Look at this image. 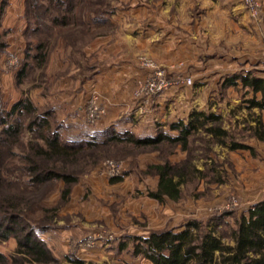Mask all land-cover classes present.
Returning a JSON list of instances; mask_svg holds the SVG:
<instances>
[{
  "label": "rangeland",
  "instance_id": "obj_1",
  "mask_svg": "<svg viewBox=\"0 0 264 264\" xmlns=\"http://www.w3.org/2000/svg\"><path fill=\"white\" fill-rule=\"evenodd\" d=\"M5 1L0 33L7 48L0 56V89L6 109L28 98L39 110L54 109L70 135L113 129L145 136L141 134L146 127L144 121L160 116L156 107L158 100L165 97L167 103L176 104L177 115L186 112L187 107L192 112L219 115L223 129L229 132L226 145H221L198 128L185 151L180 144H161L159 150L129 144L109 146L99 151L96 164L89 159L79 164L80 177L62 201V183L50 185L48 194L34 192L27 183L26 158L34 157L42 143L27 130V119L21 116L18 136L0 150V191L16 193L22 199L37 195L36 206L27 211L24 208V215L34 221H40L45 210L55 212V227L41 237L58 264H69L68 256L85 264H151L131 255L132 238L146 236L152 230L178 229L189 220L203 221L214 213L246 215L253 205L264 202V137L259 139L254 134V119H260V115L244 105L250 95L243 97L240 89L226 91L219 85L221 77L233 72L254 73L261 67L255 61L264 58V40L258 42L253 31H239L238 21L229 17L223 20L222 13L206 17L200 0H75V16L68 15V21L52 26L49 35H44L31 32L34 23L30 24L31 14L26 16L25 0ZM225 1L228 5L234 3L235 12H246L242 16L247 14L249 27L250 23L264 21L260 0H255L262 7L258 18H252L239 0ZM98 12L103 14L94 21ZM237 16L242 18L240 13ZM207 21L211 24L208 30L203 28ZM162 22L179 29V45L173 40L168 48L165 46V54L149 55V42H143V36L146 32L159 33L157 25ZM194 31L198 36L196 44L190 42ZM222 34L227 36L225 40L220 38ZM163 35L165 43L167 37L173 38L166 30ZM38 43L44 45L42 62L32 58L38 53ZM176 48L178 55L174 56ZM27 50L29 65L25 73L16 77ZM258 61L264 68L262 60ZM158 72L162 77L156 80L154 74ZM96 78L100 83L90 87ZM156 81L167 83L164 91L147 93ZM174 81L179 83L171 85ZM93 98L105 114L97 123L87 124L76 113ZM104 102L120 103L108 127ZM166 109L165 119L170 115ZM124 122L130 126L121 128ZM208 126L209 123L204 128ZM231 139L248 148L230 150ZM185 160H190L196 173L181 186L179 201L151 198L149 193L156 189L157 177L148 173V167ZM110 163L115 165L112 170ZM231 216L227 219L232 220ZM87 241L92 242V248L83 247ZM15 250L12 238L0 241V252L7 258Z\"/></svg>",
  "mask_w": 264,
  "mask_h": 264
},
{
  "label": "trees",
  "instance_id": "obj_2",
  "mask_svg": "<svg viewBox=\"0 0 264 264\" xmlns=\"http://www.w3.org/2000/svg\"><path fill=\"white\" fill-rule=\"evenodd\" d=\"M25 4L26 16L31 14L30 24L34 23L32 33L49 35L52 26L62 25L68 21L70 14L75 16V0H25ZM5 6L6 1L0 0V19ZM102 14L95 13L94 21H99ZM6 48L7 42L0 33V56ZM35 48L38 53L32 58L42 62L45 56L43 43H38ZM28 54L27 50L24 59L20 61L21 67L16 77L25 73L29 65ZM219 85L224 90L240 85L244 90L243 97L250 95L245 99L247 110L255 107L260 113L264 112V78L251 72H237L221 77ZM257 94H260L259 98ZM21 116L27 119V130L42 143L38 145L34 157L26 158L24 172L27 183L34 192L45 194L52 190L50 185L53 183H62V201L68 196L71 185L80 177L77 169L79 164L87 159L93 165L96 164L100 158L97 155L99 151L109 146L129 144L134 148L151 147L159 150L161 144H180L185 151L189 138L198 128H203L205 133L217 139L221 145H226L225 140L229 137V132L222 127L220 116L204 112H193L188 121L170 124L169 128L176 131V135L159 130L154 135L137 136L129 131L117 132L113 129L96 130L93 133L81 131L70 135L66 124L57 119L54 109L39 110L28 98L6 109L0 89V150L18 136ZM254 121L257 126L254 134L263 139L264 127L259 116ZM208 123L209 126L204 128ZM246 148V145L233 139L229 143L230 150ZM148 173L157 177L156 189L149 193L151 198L159 202L165 199L178 202L181 186L190 180L196 169L190 160L177 164L165 161L150 165ZM35 198V194L22 199L16 193L0 191V241L12 238L16 243V250L9 258L0 252V264H58L52 249L41 237L42 233L55 227L52 223L55 212L43 211L44 216L40 221L24 215V208L27 211L36 206ZM230 216V211L214 213L203 221L189 220L178 229L152 230L146 236L134 237L131 255L141 257L151 264H264V202L253 205L246 215L231 216L232 220H228ZM66 259L69 264H85L71 256Z\"/></svg>",
  "mask_w": 264,
  "mask_h": 264
},
{
  "label": "crops",
  "instance_id": "obj_3",
  "mask_svg": "<svg viewBox=\"0 0 264 264\" xmlns=\"http://www.w3.org/2000/svg\"><path fill=\"white\" fill-rule=\"evenodd\" d=\"M200 1L203 2L204 11H205L203 13L206 14V17H209L210 14H216V13L220 14V13H222L223 14V20H227L228 17H229V19L231 21H238V23H236L237 24L236 25V29H238L239 31H243V30L245 31L246 30V31H249L250 33L253 31L254 34L256 35V38H257L258 42L260 41L262 43V41L264 40L263 32H262V30H264V21L261 24H257L258 26L255 25L254 23H250V27H249L247 14L242 16V14L246 13V12H244V11L235 12L234 11V7H233L234 3H231V5H228L227 1H225V0H222V1H220V0H200ZM260 1L262 2L263 6H264V0H260ZM235 5H237V4H235ZM238 7L244 8L241 4ZM237 13H240L242 18H239L237 16ZM159 24L157 25V27L158 26L160 27V32L159 33L158 32L157 33H155V32L154 33L146 32L144 34V36H143L145 38V40L143 42H145V43L149 42L148 50H147L149 55L152 54L154 56H159V54H163V53L165 54V52H163L165 50L164 49L165 46L168 48L170 42H173V40H174V42L176 43L177 46L179 45V41H178V37H179L178 34L179 33L176 31V30H179V29H176L177 27L176 28L174 27L176 29V30H174V29L169 28L168 26L166 27V24H164L163 22L160 25ZM210 26H211L210 22L207 21V24H205L203 28L208 30V27H210ZM195 29L197 30L198 28H195ZM156 30L157 29H155V31ZM165 30L171 37H173V38H170L171 40H169L168 37H167L168 41L166 43H165L166 39L164 38V37H166V35H163V32H165ZM223 32H225V29L223 30ZM190 37L193 38L192 40H190V42L192 44H196L195 41H197V39H198L196 31H194V35H191ZM212 38L213 37L210 34L207 37L209 42L212 41ZM220 38L222 40H225L227 38V36H225V34H222V36ZM177 55H178V49H177V51H174V56H177ZM211 57H213V56H211ZM219 58H222L223 61L227 60V57H225V58L224 57H219ZM258 59L259 60L261 59L263 64H264V58H256L255 62H257L261 67L258 66L257 67V71H255L253 74L255 76H257V77L264 78V68L261 65V61L259 62ZM99 83H100V81L97 78L95 80H91L90 87H96ZM233 89H234V87H229V88L226 89V91H231ZM236 89H240L242 93L244 91V90L241 89L240 85L237 86ZM80 94L81 93L77 94V96L80 97ZM256 97L259 98L260 94H257ZM244 105L246 106L247 103H245ZM105 106H106V109L108 111L107 114H106V117H105V118H107L109 120L108 121V125H106V127H108L111 124V121H113V119H111L110 116H113V114H115V110H118L120 108V103L115 104L114 102L113 103L109 102L108 104L105 103ZM175 106H176V104L173 106V102L167 103V99H165V97L163 99L158 100V107H156V110L158 112L157 114H160V116H157V118L153 119V121L151 120L148 123H147L148 120L147 121L145 120L144 124L146 125V127L141 130L142 131L141 134H143L145 136H149V135L156 134L157 131H159V130H162V131H164V132H166V133H168L170 135H176V131L171 130L169 128V125L177 123L178 121H183V122L188 121L189 117L193 113L192 112L193 109L187 107V111L186 112L177 115L178 113L174 112L175 111ZM165 107H167L168 109H166ZM165 109L167 111H170V115H169V117L167 119H165V116H164ZM195 110H197V109H195ZM251 111L254 112L256 115H260V120H262L263 125H264V112L260 113L258 111V109L255 108V107L251 108ZM156 119H158V120H156ZM128 123L129 122H127V123L124 122L123 125H121L120 127L124 129V128L130 126V125H128ZM157 124H159L160 126H158L157 129H156V125Z\"/></svg>",
  "mask_w": 264,
  "mask_h": 264
},
{
  "label": "built area",
  "instance_id": "obj_4",
  "mask_svg": "<svg viewBox=\"0 0 264 264\" xmlns=\"http://www.w3.org/2000/svg\"><path fill=\"white\" fill-rule=\"evenodd\" d=\"M239 1L244 5V7L247 9V11L249 12L252 18L259 17L262 7L257 1L255 0H239ZM154 76L155 79L157 77L156 80H159L162 77V74L161 72L160 73L158 72L155 73ZM187 81L188 83H191L190 79H188ZM178 83H179L178 81H174L171 82L170 84L174 85ZM154 84L150 85L147 88L146 90L147 93L160 94L164 91V88L167 85V83L164 84V81H160V84H158V81H156L154 82ZM104 114H105L104 110L97 105L96 99L93 98V100H91L83 109H81L80 112L76 113V116L87 124H95L103 118ZM109 165L111 167V170L115 168V165H113V163H110ZM83 245L84 248H88V249L92 248L93 246L92 242L90 241L85 242Z\"/></svg>",
  "mask_w": 264,
  "mask_h": 264
}]
</instances>
